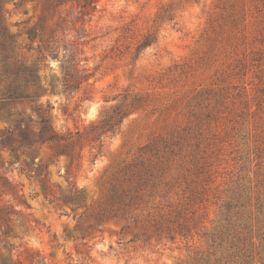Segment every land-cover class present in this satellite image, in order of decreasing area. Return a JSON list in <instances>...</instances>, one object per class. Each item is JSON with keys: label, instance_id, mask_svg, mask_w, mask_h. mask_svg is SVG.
Instances as JSON below:
<instances>
[{"label": "rangeland", "instance_id": "obj_1", "mask_svg": "<svg viewBox=\"0 0 264 264\" xmlns=\"http://www.w3.org/2000/svg\"><path fill=\"white\" fill-rule=\"evenodd\" d=\"M51 1L2 2L15 53L29 62L41 42L24 31ZM57 23L92 76L64 92V51L40 61L55 130H83L120 101L130 113L94 162L88 148L67 169L47 147L0 150V205L17 213L9 236L0 231V264H194L213 240L217 257L240 262L246 251L264 264V0H97L84 15L67 3L42 40ZM89 103L92 119L82 114ZM15 108L30 113L28 102ZM9 125L0 113V130ZM32 159L48 163L52 202L26 174ZM76 186L78 207L63 200ZM123 191L127 206L115 199Z\"/></svg>", "mask_w": 264, "mask_h": 264}, {"label": "trees", "instance_id": "obj_2", "mask_svg": "<svg viewBox=\"0 0 264 264\" xmlns=\"http://www.w3.org/2000/svg\"><path fill=\"white\" fill-rule=\"evenodd\" d=\"M0 0V113L10 125L0 130V150L6 149L10 153L20 155H30V151L35 148L47 147L54 150V157H64L67 160L66 169L71 167L75 158L80 159L84 148H88L90 161L94 162L102 155L104 139L115 135L123 122L130 113V110L120 101L110 108H103L99 117L90 121L83 130H66L57 132L51 122L52 106L48 101L41 102L40 97L46 91L38 83L37 71L40 61H48V57L57 59L60 50H63V58L66 66L62 67L61 85L64 92H76L92 76L90 69L82 63L83 50L76 43L64 40L60 37L58 30H63L61 23H57L51 30L50 36L42 40L41 36L45 33L48 16L55 15L56 9L67 3H75L80 8L82 15L93 12L97 0H53L47 7L46 13L40 15L38 19L24 31L29 43L39 39L41 45L37 46V57L33 62H29L26 57L15 53L16 34L7 31L4 19L1 15ZM26 25V24H25ZM21 46V45H20ZM26 50H31V46H21ZM82 63V64H81ZM30 103V113L25 109H16L24 103ZM14 108V109H13ZM33 127L32 131L30 127ZM26 174L33 173L41 183V189L45 198L49 201L55 200L53 193L47 184L48 163H35L34 160L24 162ZM3 166L0 163V168ZM23 170V169H22ZM4 187L5 184L2 183ZM84 187H73L64 195V202L78 207L83 201L80 195ZM130 191H123L121 195L115 194L117 203L121 206L129 205L131 201ZM17 213L9 207L0 205V231L4 236L11 233L10 222ZM161 227L155 230L160 231ZM179 234L186 231L184 225L178 226ZM124 228L121 229L123 234ZM172 229L167 228V234H171ZM1 243V241H0ZM220 244V243H219ZM215 241H211V252L205 256L200 255L193 259L194 264H250L248 255H244L238 262L233 256H216ZM234 245V243H232ZM260 245H264V231L260 235ZM18 264V263H14Z\"/></svg>", "mask_w": 264, "mask_h": 264}, {"label": "water", "instance_id": "obj_3", "mask_svg": "<svg viewBox=\"0 0 264 264\" xmlns=\"http://www.w3.org/2000/svg\"><path fill=\"white\" fill-rule=\"evenodd\" d=\"M95 112V106L93 103H89L87 106H85L82 110V114L84 117L89 118L91 116H94Z\"/></svg>", "mask_w": 264, "mask_h": 264}, {"label": "bare ground", "instance_id": "obj_4", "mask_svg": "<svg viewBox=\"0 0 264 264\" xmlns=\"http://www.w3.org/2000/svg\"><path fill=\"white\" fill-rule=\"evenodd\" d=\"M93 117L91 116V119H92Z\"/></svg>", "mask_w": 264, "mask_h": 264}]
</instances>
